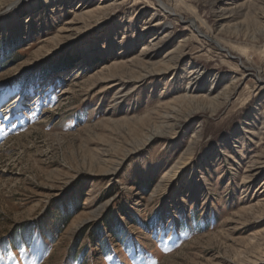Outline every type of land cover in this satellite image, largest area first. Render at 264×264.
Here are the masks:
<instances>
[{"label":"rangeland","instance_id":"1","mask_svg":"<svg viewBox=\"0 0 264 264\" xmlns=\"http://www.w3.org/2000/svg\"><path fill=\"white\" fill-rule=\"evenodd\" d=\"M18 1L0 0V264H264V0ZM218 4L243 8L230 55L186 19L214 34ZM194 66L216 96L236 77L231 99L168 130Z\"/></svg>","mask_w":264,"mask_h":264},{"label":"bare ground","instance_id":"2","mask_svg":"<svg viewBox=\"0 0 264 264\" xmlns=\"http://www.w3.org/2000/svg\"><path fill=\"white\" fill-rule=\"evenodd\" d=\"M156 1L159 3L161 8H163L164 10H167L170 13H176V11L171 6H168L167 4L163 3L161 0H156ZM225 2L228 4L229 0H226ZM16 4H17V2H16ZM241 9H243V8H241ZM216 10H220L221 14L217 20V26L218 27H217L214 34H212L211 31L207 32L206 30H204L203 26L201 24H199L200 21H198L195 16H193L192 18H189V19L186 18V19L188 21L189 26L192 27V29L196 33H198L199 35H202L206 41L210 42L211 44L218 46L219 48H221V50H223V52H225V54L230 55V53H232V50L229 47L223 45L224 43H222V42H224V41L221 40L218 37V35L223 34V33H228V34L230 33V31L234 28L233 24H234L235 18L241 17L240 13H239L240 10H236V9L233 10L230 8L229 9L224 8L223 4H218V7L216 8ZM244 14H245V11H242L241 15L243 16ZM261 19H264V17H262V18L259 16L256 17L257 23L261 26L260 30H259V34L264 35V22ZM167 25L168 24L164 23L162 26L167 27ZM166 36H168L167 33L165 34V37ZM254 36L257 37L256 35H254ZM186 43H187L186 40L182 41L180 43V45L174 49V51L170 52L169 55L162 60V62H163L162 66H164L162 70L166 71V70L173 69V67L176 66L177 63H179V61L183 58V54L185 52L184 47H185ZM157 58H158V55L153 54L150 51H145L141 54V57L139 59H137L136 61L133 60L130 63V65H133V64L141 65V67L143 69L142 70L143 76L140 75V77L142 79L144 77H149V76L154 74L153 72L155 70L153 68L158 66L159 64H155V63H153V61L156 60ZM240 58H242V57H240ZM162 70H158V71H162ZM254 71H256V70H254ZM205 74H206L205 70L201 69L198 66H194V67L190 68V75H189L190 79H189L188 85H190V86L192 85V86L186 90L183 97H179L176 100L177 101L181 100V101L185 102L187 105L190 104L191 110L189 112H187L185 110L187 112V114H185V111H184L185 116L183 118H179L177 115H175L177 113L175 109H173V116H171V114L167 115V113H170V112L165 111L166 112V121L165 120L164 121L166 124V128L169 127L168 130H170V129L173 130L175 128L181 127L182 125L188 123L197 114H201V112H205V111L216 112V110L218 108L225 106L230 101L231 96H232V90L234 87V83L237 80V78L233 77L230 85H228L222 93H220L216 96L215 93L218 91L219 86H218V84L216 85V82H213V81H212V83L205 86V84H204ZM251 74H253V73H251ZM131 78H129L127 76L122 77V79H120L121 82L118 84V86H120V89L125 90V88H127L128 84H129V82H131V80H132ZM117 83H118V81H117ZM130 87H131V84H130ZM188 90H190V91H188ZM201 93H204V98L200 97ZM172 106L173 105H171V107ZM160 128H162V127H160ZM160 128H158L159 131H156L154 129H153V131H146L147 137L145 138V141H146L145 144L151 143L152 141H154L158 137H169V134H168L169 131L166 129L160 131ZM260 135H261V140H262V138L264 137V134L261 133ZM263 155L260 156L259 158L264 157ZM259 158L255 159V161H253V163L250 167L249 173L247 174V176H245V178L250 179L258 173L257 167L259 166V164H261V161H262Z\"/></svg>","mask_w":264,"mask_h":264}]
</instances>
